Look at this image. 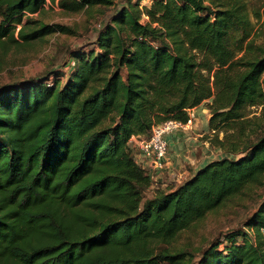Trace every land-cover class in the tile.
I'll return each mask as SVG.
<instances>
[{
	"label": "trees",
	"instance_id": "16d2710c",
	"mask_svg": "<svg viewBox=\"0 0 264 264\" xmlns=\"http://www.w3.org/2000/svg\"><path fill=\"white\" fill-rule=\"evenodd\" d=\"M45 1L0 0V70L13 47L75 33L28 16ZM49 1L73 12L112 4ZM254 33L247 0H123L95 47L70 50L60 72L0 85V264H264V38ZM200 104L203 138L223 155L156 183L131 138L184 123ZM250 201L240 228L204 249L176 246Z\"/></svg>",
	"mask_w": 264,
	"mask_h": 264
},
{
	"label": "rangeland",
	"instance_id": "374dc122",
	"mask_svg": "<svg viewBox=\"0 0 264 264\" xmlns=\"http://www.w3.org/2000/svg\"><path fill=\"white\" fill-rule=\"evenodd\" d=\"M247 1L249 3L252 20L255 24L254 36L257 40H261L264 38V23L262 22L263 20L256 22L255 12L259 11L261 15H264V0ZM122 2L123 0H112L111 5L96 6L90 11L81 10L79 12H73L65 10L57 3L51 4L49 0H46L40 12L27 15L32 17V19H39L50 24L60 23L63 25H70L75 29V33L72 35L53 33L46 36L47 38L45 41H33L29 45L16 46L9 49L3 56L6 63L0 70V85L33 79L42 75L44 76L48 71L53 69L60 72L64 67V61H68V53L70 50L80 47L84 49L95 47V38L98 31L104 23L109 21L117 6H120ZM145 19L146 18L143 20ZM63 70L66 71L67 67ZM196 119L197 125L195 131L202 133L201 128L203 127V122L201 120L203 119V112L199 115L193 112V124ZM187 132L195 142L183 147L181 154L177 155L181 166L179 173L176 172L175 176L180 174L179 180H183L187 175L188 167L197 165V163H195V158H198L197 147L193 148V144L198 142L201 138L197 137V133L192 134L191 129H188ZM187 141L189 142V140ZM132 144H134V142ZM208 150H211L208 158L216 159L223 155L222 151L217 148L214 149L210 147ZM168 151L173 152L172 149ZM189 159L191 162H189ZM145 165L148 166L147 164ZM151 173L154 181L157 183L156 171H151ZM165 173H167V171ZM166 175L169 176V174ZM148 194H150V191ZM251 206L252 201L243 206L217 212L214 216L205 219L201 223L198 232L189 235L190 238L186 237V233L182 235L178 239L176 246L186 247L189 245V248H206L209 242L217 240L225 232L240 228Z\"/></svg>",
	"mask_w": 264,
	"mask_h": 264
},
{
	"label": "crops",
	"instance_id": "0c3cea01",
	"mask_svg": "<svg viewBox=\"0 0 264 264\" xmlns=\"http://www.w3.org/2000/svg\"><path fill=\"white\" fill-rule=\"evenodd\" d=\"M192 112H196L198 113V115L203 112V119L201 120L202 123V133L201 132H196V125H197V119L194 121V124L192 123L191 127L189 129H191L192 134L197 133V137H200L201 139L198 140V142L194 143L193 148H196L197 150V154H198V158H195L197 165L193 166V167H188L187 169V175L183 178L186 179L187 177L191 176L192 174H194L199 168H201L202 166H204L206 163H208L209 161L213 160V158H208L210 156L211 150L210 147H213L211 145H209L208 141L205 140L203 137L206 134H209V129H208V118H209V112L208 109L203 105L200 104L194 108L191 109ZM194 127V128H193ZM188 129H176L173 130L169 133H167L165 135V138L167 140L168 143V150L172 149L173 152H169L167 150V155L165 157V161H164V166L161 169H157L156 173H157V183L161 184V185H165L167 183H180L183 180H179V176L180 174H176L179 173V169H180V162L177 158V155L181 154V151L183 150V147H186L187 145H190L191 143L195 142L193 141L192 137L189 135V133L187 132ZM191 137V138H190ZM137 137H132L131 138V143L135 142ZM198 139V138H197ZM189 140V142L187 141ZM196 140V139H195ZM214 149H216L215 147H213ZM137 159L140 161V163L144 166H146V161H143L141 159V157L136 154ZM195 157V156H194ZM189 162L190 159H189ZM167 171V173H165ZM166 174H169L166 175Z\"/></svg>",
	"mask_w": 264,
	"mask_h": 264
},
{
	"label": "built area",
	"instance_id": "2783aa9c",
	"mask_svg": "<svg viewBox=\"0 0 264 264\" xmlns=\"http://www.w3.org/2000/svg\"><path fill=\"white\" fill-rule=\"evenodd\" d=\"M193 122V112L189 111V117L186 122L168 120L162 124L155 125L151 129L148 137H137L134 146L137 154L143 161H146L147 167L151 171H157L164 166L167 155L168 143L165 135L176 129H189ZM152 175V173H151Z\"/></svg>",
	"mask_w": 264,
	"mask_h": 264
}]
</instances>
